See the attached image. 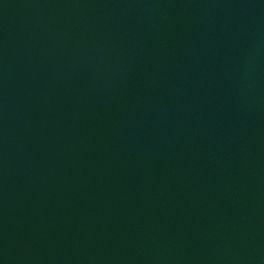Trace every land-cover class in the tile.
Returning <instances> with one entry per match:
<instances>
[{
    "label": "water",
    "instance_id": "obj_1",
    "mask_svg": "<svg viewBox=\"0 0 264 264\" xmlns=\"http://www.w3.org/2000/svg\"><path fill=\"white\" fill-rule=\"evenodd\" d=\"M0 264H264V0H0Z\"/></svg>",
    "mask_w": 264,
    "mask_h": 264
}]
</instances>
